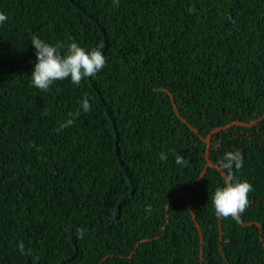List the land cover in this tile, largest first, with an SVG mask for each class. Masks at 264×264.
I'll list each match as a JSON object with an SVG mask.
<instances>
[{
    "label": "trees",
    "instance_id": "1",
    "mask_svg": "<svg viewBox=\"0 0 264 264\" xmlns=\"http://www.w3.org/2000/svg\"><path fill=\"white\" fill-rule=\"evenodd\" d=\"M72 1L0 0V264H60L72 237L62 264H264V0ZM98 25L91 82L31 86L34 36L90 51ZM115 130L133 191L91 232L131 190ZM237 150L240 223L211 201Z\"/></svg>",
    "mask_w": 264,
    "mask_h": 264
},
{
    "label": "clouds",
    "instance_id": "2",
    "mask_svg": "<svg viewBox=\"0 0 264 264\" xmlns=\"http://www.w3.org/2000/svg\"><path fill=\"white\" fill-rule=\"evenodd\" d=\"M114 6H119V0H113ZM189 11H192L189 9ZM8 17L0 12V25L7 21ZM32 45L36 50L37 62L30 78L31 86L47 92L57 81L70 79L73 86H79L83 80L94 78L106 65L105 55L97 48L90 51L72 42L67 47L66 54H61L58 49L62 45L52 46L38 37L31 39ZM89 113L91 104L85 96L80 102V112ZM72 114H70L71 116ZM74 119L69 118L60 124L55 131L60 132L65 128L71 127ZM160 159L166 161L167 155L160 153ZM175 163L186 166L188 161L181 154L176 155ZM244 164V158L240 151L227 152L223 158L217 162L216 167L225 173L224 186L218 187L211 197L214 207V214L217 219L231 218L236 223H240L241 216L249 206V194L253 186L247 181L236 179V172L240 171ZM151 211L150 207L146 209ZM82 238L83 234H79ZM23 250V245H20Z\"/></svg>",
    "mask_w": 264,
    "mask_h": 264
},
{
    "label": "water",
    "instance_id": "3",
    "mask_svg": "<svg viewBox=\"0 0 264 264\" xmlns=\"http://www.w3.org/2000/svg\"><path fill=\"white\" fill-rule=\"evenodd\" d=\"M76 6V5H75ZM78 9H80L81 11H83V9H81L80 7H78V6H76ZM93 22H95L96 24H97V22L90 16V15H87ZM100 28V31H101V33L103 34V36H104V43H103V46L101 47V49H99L100 51H102V54L104 53V51H105V49H106V47H107V38H106V34H105V31H104V29H102L101 27H99ZM89 81L91 82V78H89ZM103 102V101H102ZM105 110H106V113H107V116L109 117V119L111 120V122H112V124H113V126L115 127V122H114V120H113V118H112V116H111V114L109 113V111L107 110V108L105 107ZM115 135H116V155H117V159H118V162H119V164L121 165V167H122V169L124 170V172L127 174V171L125 170V168L123 167V164H122V162H121V159H120V156H119V149H118V140H119V135H118V132L115 130ZM127 176H128V179H129V182H130V185H131V190H130V192L128 193V194H126V195H124V197L120 200V202L118 203V205H117V207H116V209H115V214H114V217H113V219H112V221H111V224L107 227V228H105V229H101V230H94V229H88L89 231H91V232H101V231H104V230H107V229H110L111 228V226L115 223V221H116V219H117V215H118V212H119V210H120V208H121V205H122V203L126 200V198L131 194V192L133 191V182H132V180H131V177L127 174ZM71 235H72V232H71ZM72 242H73V244H74V246H75V252H74V254L69 258V259H67V260H65V261H62L60 264H62V263H64V262H67V261H70V260H72V259H74L75 258V256L77 255V253H78V248H77V246H76V242H75V240H74V238L72 237Z\"/></svg>",
    "mask_w": 264,
    "mask_h": 264
},
{
    "label": "rangeland",
    "instance_id": "4",
    "mask_svg": "<svg viewBox=\"0 0 264 264\" xmlns=\"http://www.w3.org/2000/svg\"><path fill=\"white\" fill-rule=\"evenodd\" d=\"M71 2L73 3V1L71 0ZM74 5H76L75 3H73ZM78 6V5H77ZM79 7V6H78ZM98 27H100L99 25H98ZM100 29V28H99ZM103 29V28H102ZM105 31V30H104ZM101 32V31H100ZM106 34V33H105ZM103 35V34H102ZM104 37V36H103ZM207 142H209V140H207Z\"/></svg>",
    "mask_w": 264,
    "mask_h": 264
}]
</instances>
